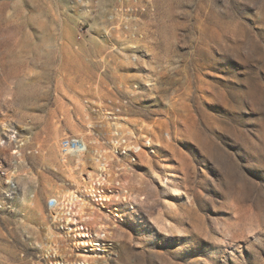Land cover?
Listing matches in <instances>:
<instances>
[{
  "label": "rangeland",
  "instance_id": "obj_1",
  "mask_svg": "<svg viewBox=\"0 0 264 264\" xmlns=\"http://www.w3.org/2000/svg\"><path fill=\"white\" fill-rule=\"evenodd\" d=\"M0 264H264V0H0Z\"/></svg>",
  "mask_w": 264,
  "mask_h": 264
},
{
  "label": "built area",
  "instance_id": "obj_2",
  "mask_svg": "<svg viewBox=\"0 0 264 264\" xmlns=\"http://www.w3.org/2000/svg\"><path fill=\"white\" fill-rule=\"evenodd\" d=\"M60 150L65 155H79L87 150V146L83 139L74 135H68L61 140Z\"/></svg>",
  "mask_w": 264,
  "mask_h": 264
},
{
  "label": "bare ground",
  "instance_id": "obj_3",
  "mask_svg": "<svg viewBox=\"0 0 264 264\" xmlns=\"http://www.w3.org/2000/svg\"><path fill=\"white\" fill-rule=\"evenodd\" d=\"M107 171V170H106Z\"/></svg>",
  "mask_w": 264,
  "mask_h": 264
}]
</instances>
